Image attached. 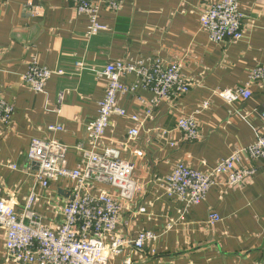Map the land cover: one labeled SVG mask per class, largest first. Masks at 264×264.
<instances>
[{"label":"crops","instance_id":"1","mask_svg":"<svg viewBox=\"0 0 264 264\" xmlns=\"http://www.w3.org/2000/svg\"><path fill=\"white\" fill-rule=\"evenodd\" d=\"M210 1L218 0H123L118 12L104 8L100 15L108 31L88 38L89 18L77 14L73 0H0V89L15 108L10 124L0 123V199L21 212L35 189L40 197L36 210L44 222L61 224L60 208L73 195L63 181L36 189V168L28 161L32 139L67 146L68 167L75 169L81 164L77 146L89 149L86 126L98 117L105 97L106 80L95 71L117 60L183 61L184 73L198 81L196 87L159 104L139 139L121 154L135 165L134 178L143 190L133 202L124 203L117 232L128 240L143 230L154 232L158 255L139 259L127 248L111 264L130 257L134 264H264V158L249 163L256 169L252 179L234 187L219 179L207 198L186 213L184 204L168 197L160 183L178 161L206 172L235 150L255 144L264 131V83L253 84L252 98L233 105L216 95L249 82L250 71L264 64V0H239L245 37L220 45L200 30V10ZM34 61L55 73L43 93H35L21 79ZM79 61L85 66L81 72L74 69ZM60 70L63 76L57 74ZM140 95L153 97L143 91ZM205 101L209 109L196 114ZM119 106L129 115L140 109L134 96L120 97ZM193 114L201 131L190 142L177 124ZM112 122L105 144L120 147L133 123L116 116ZM50 126L64 131L50 132ZM214 213L221 220L213 225L209 216ZM0 264H12L2 233Z\"/></svg>","mask_w":264,"mask_h":264},{"label":"built area","instance_id":"2","mask_svg":"<svg viewBox=\"0 0 264 264\" xmlns=\"http://www.w3.org/2000/svg\"><path fill=\"white\" fill-rule=\"evenodd\" d=\"M122 2L73 0L77 14L89 18L88 38L108 31L100 23V15L104 8L118 12ZM243 21L239 0L210 1L200 10V30L209 37L211 43L217 45L243 40ZM74 69L81 72L85 66L79 61L75 63ZM95 73L106 80L105 97L99 104L98 117L86 126L89 149L83 144L77 146L81 164L70 169L67 146L55 140L34 138L28 151V161L36 168L33 175L36 189L40 187L46 190L51 183L63 181L73 195V199L60 208L62 223L48 225L44 222L36 210L40 197L35 189L26 198L21 212L11 201L0 199V233L3 235L7 260L12 264H111L127 248L140 259L144 258L148 250L157 254L153 250L158 240L154 232L143 230L135 240L125 239L117 232L124 203L133 202L143 190L142 184L134 178L135 165L124 160L121 154L139 139L159 104L187 95L198 81L184 73L183 61L168 62L161 57L136 63L117 60ZM53 74V71L34 61L21 79L35 93H43ZM57 74L63 76L65 73L60 70ZM129 76H134L135 81L128 83L126 78ZM255 83H264V64L250 71L249 82L235 89L217 91L216 95L229 105L247 101L253 96L251 89ZM142 91L151 93L153 97L147 99L141 96ZM125 96L136 98L140 108L137 113L129 115L119 106V98ZM209 107L210 103L205 101L196 114ZM14 112L15 108L6 102L0 89V123L8 126ZM115 116L128 118L133 123L127 132V141L120 147L105 144ZM177 129L190 142L200 138L201 125L194 114L180 118ZM48 130L61 132L64 127L50 126ZM263 158L264 131H261L255 144L235 150L230 157L217 162L206 172H199L185 162L178 161L172 173L160 183L168 197L184 204L186 213L189 208L200 205L207 198L219 179L226 178L225 185L228 187L252 179L256 169L250 164ZM11 167L16 169L14 165ZM220 220V216L215 213L209 216L210 224H217ZM133 262L131 258L123 264Z\"/></svg>","mask_w":264,"mask_h":264},{"label":"rangeland","instance_id":"3","mask_svg":"<svg viewBox=\"0 0 264 264\" xmlns=\"http://www.w3.org/2000/svg\"><path fill=\"white\" fill-rule=\"evenodd\" d=\"M169 226H171V225H168V229H167L168 231L171 230V229H169ZM158 239H159V237H158ZM157 241H158V240H157ZM156 244H157V242L154 243V247H155V248H154L153 250H156V249H157V248H156ZM150 252H151V251L148 250V251H146V252L144 253L145 256L147 255V258H148V259H149V258H154V257H156V256L158 255V254H155V255H154V254L152 253L153 251H152L151 253H150ZM124 253H125V251H124ZM124 253H123V254H124ZM123 254H122V255H123ZM128 259H131V257L128 258ZM139 259H140V256H139ZM139 259H138V260H139ZM113 261H114V260H112L111 263H112ZM133 264H134V262H133Z\"/></svg>","mask_w":264,"mask_h":264}]
</instances>
